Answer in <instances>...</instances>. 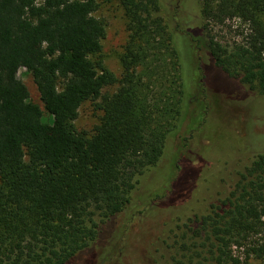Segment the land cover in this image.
<instances>
[{"label": "trees", "instance_id": "trees-1", "mask_svg": "<svg viewBox=\"0 0 264 264\" xmlns=\"http://www.w3.org/2000/svg\"><path fill=\"white\" fill-rule=\"evenodd\" d=\"M197 1L201 26L185 31L191 41L264 101V0ZM119 5L127 37L116 77L100 58L105 23L94 15L95 0H0V264H68L84 252L87 264H144L171 234L177 250L187 252L180 264L194 258L240 264L233 248L264 264V150L234 183L198 199L208 205L188 218L195 227L182 222L183 203L146 241L140 225L146 204L163 203L169 192L144 188L140 178L157 164L185 113V89L158 0ZM232 19L245 27L239 40L222 44L209 27ZM20 68L30 74L51 125L17 77ZM114 84V92L102 93ZM98 98V124L78 130L79 107ZM251 116L264 126V114ZM253 137L264 143V133ZM247 138L254 145L248 130ZM121 217L126 220L115 231ZM188 231L197 246L192 238L185 244Z\"/></svg>", "mask_w": 264, "mask_h": 264}, {"label": "rangeland", "instance_id": "rangeland-1", "mask_svg": "<svg viewBox=\"0 0 264 264\" xmlns=\"http://www.w3.org/2000/svg\"><path fill=\"white\" fill-rule=\"evenodd\" d=\"M95 1L97 10L94 15L105 23L100 58L105 67L119 77L121 69L117 57L127 37L119 0ZM158 5V15L172 34L179 54L185 89V113L176 130L167 137L163 154L157 164L146 170L140 178L144 188L150 185L158 194L169 192L163 203L146 204L144 220L140 224L146 241L155 236L158 223L172 217L176 206L183 203L187 206L181 209L180 218L190 228L195 227L194 221L189 222L188 218H193L194 214L205 213L208 205L198 199L208 194L210 196L209 191L216 187L221 190L224 184L234 183L238 179V173L250 164L254 155L264 150V143L254 142L257 140L253 137L257 133L261 136L264 126H255L253 119L248 120L251 113L254 116L258 113L264 114V101L252 92H245L244 87L236 80L228 78L214 67L206 51L201 45L192 42L186 33L188 28L201 26L198 1L158 0ZM244 27L239 20L232 19L222 25L212 24L209 32L220 43L231 44L240 39L238 32ZM199 34L203 36V32L199 31ZM17 77L26 86L30 100L42 109V122L51 125L52 118L43 110L30 74L20 68ZM116 87L117 84L107 86L102 93L110 94ZM99 101L100 98L86 101L79 107L74 120L78 130L91 131L98 124L101 112L96 104ZM247 130L254 145L247 138ZM141 190L143 189L138 186L135 191L137 197L141 196ZM212 197L214 199L216 195ZM122 219L123 217L113 223L114 230L126 220ZM109 230L107 227L106 235ZM193 235L191 231L186 232L185 244L188 238L195 239L196 246L199 244V239ZM169 238L167 243L162 246L157 244L149 250L144 264L187 262L181 256L187 252L177 250L180 242L174 244L176 239ZM110 240V244L114 246V238L111 237ZM200 250L199 247L194 248V251ZM87 255L85 252L81 253L68 264H87ZM233 255L239 258L240 264H259L251 257L246 259L240 249L233 248ZM99 258L101 257L97 256L96 260L99 261ZM197 262L198 259L194 258L191 264Z\"/></svg>", "mask_w": 264, "mask_h": 264}]
</instances>
